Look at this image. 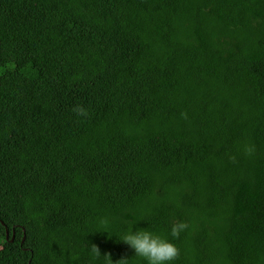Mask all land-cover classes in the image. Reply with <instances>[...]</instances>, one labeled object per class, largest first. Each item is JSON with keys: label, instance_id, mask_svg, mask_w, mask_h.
Listing matches in <instances>:
<instances>
[{"label": "trees", "instance_id": "obj_1", "mask_svg": "<svg viewBox=\"0 0 264 264\" xmlns=\"http://www.w3.org/2000/svg\"><path fill=\"white\" fill-rule=\"evenodd\" d=\"M130 228L264 264V0H0V264H148Z\"/></svg>", "mask_w": 264, "mask_h": 264}, {"label": "clouds", "instance_id": "obj_2", "mask_svg": "<svg viewBox=\"0 0 264 264\" xmlns=\"http://www.w3.org/2000/svg\"><path fill=\"white\" fill-rule=\"evenodd\" d=\"M79 116H87L88 112L83 106H76L73 109ZM182 115L187 118L186 113ZM245 151L252 155L255 152V146H247ZM188 228L186 222H177L171 228V236L179 238L181 232ZM122 241L134 249L136 257H142L148 264H171L180 256V249L167 238L157 235L148 229H138L135 232L133 228L122 237ZM91 251L95 256L100 257L101 251L95 244H91ZM106 264H113L111 254L103 255ZM117 264H129L127 259H121Z\"/></svg>", "mask_w": 264, "mask_h": 264}, {"label": "water", "instance_id": "obj_3", "mask_svg": "<svg viewBox=\"0 0 264 264\" xmlns=\"http://www.w3.org/2000/svg\"><path fill=\"white\" fill-rule=\"evenodd\" d=\"M7 229V228H6ZM13 236H15V233H14V231H13ZM9 237V230L7 229V238ZM14 239H15V237H13V240H12V242L14 241ZM25 243V238L23 239V241H22V245ZM29 264H31V262L29 263Z\"/></svg>", "mask_w": 264, "mask_h": 264}]
</instances>
